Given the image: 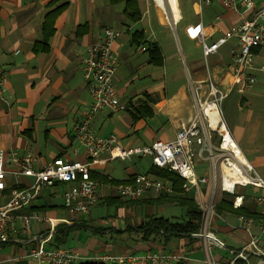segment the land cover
<instances>
[{"label":"crops","instance_id":"1","mask_svg":"<svg viewBox=\"0 0 264 264\" xmlns=\"http://www.w3.org/2000/svg\"><path fill=\"white\" fill-rule=\"evenodd\" d=\"M127 1L0 0V71L7 76L3 96L8 99L6 104L0 97V149L29 151L36 157V167L54 157L85 160L83 147L74 138V126L91 102L82 75V59L104 26L121 31L113 46L118 60L114 85L126 108L119 112L106 109L98 112L92 126L99 135L114 134L123 147L172 139L176 130L190 119L192 89L205 80L208 72L226 91V96L237 89L232 104L235 116H224V120L238 147L241 149L246 142L251 144L256 131L264 130V70L259 67L264 63V47L255 50V65L249 71L255 75L257 84L248 89H242L230 71V49L235 39L226 41L204 61L191 58L184 50V46L201 47L197 39L187 35L188 25L200 22L203 40L212 43L251 11L236 13L217 1L204 5L198 0H176L179 16L175 19L168 0H129L130 4ZM253 1L256 6L264 5V0ZM179 25L183 44L176 33ZM149 43L156 44L159 62L152 60ZM142 46L146 49L141 50ZM168 70L180 73L179 82L172 89L167 87V76L163 73ZM257 85L263 86L261 91L255 90ZM99 157L104 159L107 153L104 151ZM115 160L124 171L117 178L109 174ZM248 161L264 180V153L256 152ZM151 166L149 157L108 159L95 164L91 172L123 183L135 174L147 172ZM99 180L98 201L86 212L77 214L62 203L63 191L74 183L52 181L43 185L36 197L17 213L41 214L53 224L32 219L28 228L19 220L8 226L0 235V249L7 244L13 246L10 264H18L17 257L36 244L68 248L84 256L180 251L187 258L172 264H205L201 239L163 232L149 223L157 217L170 221L184 219L186 210L176 200L148 193L137 200L124 199L117 194V184ZM31 181V177L7 173L5 187L0 190V205L7 201L13 189ZM205 188L200 185L197 193L193 190L185 193L197 203V199H204ZM173 194L174 190L167 196ZM237 195L242 196V204L234 207L233 195L218 192L216 203L226 198L234 211H221L211 221L214 233L226 246L234 248L241 246L247 235L229 224L238 223V215L247 214L245 217L252 219L251 233L258 235L259 219L264 215V202L257 199L264 195L263 188L239 187ZM236 208L246 214L237 212ZM210 257L223 260L228 252L215 247ZM263 258L264 235H261L249 254V261L254 263Z\"/></svg>","mask_w":264,"mask_h":264},{"label":"built area","instance_id":"2","mask_svg":"<svg viewBox=\"0 0 264 264\" xmlns=\"http://www.w3.org/2000/svg\"><path fill=\"white\" fill-rule=\"evenodd\" d=\"M213 1L219 2L227 10L236 13L251 11V14L231 24L212 43L203 40L200 22L188 25L186 33L200 42L204 57L215 52L226 41L235 39L230 49V71L239 81L240 87L248 89L256 81L255 75L249 71L255 65L253 49L264 47V5L256 6L253 0H198L204 5ZM120 33L117 28L104 26L100 37L89 44L82 59V75L91 102L84 116L74 126V138L83 147L85 160L54 157L36 167V157L31 152L20 153L15 148L7 151L0 149V190L5 187V176L9 172L16 177L32 178L29 184L13 189L7 201L0 205V235L8 226H13L16 220L25 228L29 227L32 219L53 224L50 218L41 214L17 213L18 209L36 197L46 183H74L63 191L62 203L72 213H83L99 198L100 182L90 176L95 164L108 159L124 161L141 156L149 157L152 166L167 169L180 177L183 180V192L193 190L197 193L200 185L206 186L204 199H197L201 210L200 226L189 234L203 241L205 264H264V258L254 263L249 261V254L259 237L264 235V215L259 219L258 235L251 233L252 219L249 217L240 214L238 223L229 224L231 228L242 229L247 235L242 245L235 248L225 245L214 233L211 223L212 218L218 216L214 210V197L218 192L233 195L232 205L237 207L242 204V196L237 195V189L246 186L264 189V180L233 139L221 108L226 91L215 83L209 72L201 84L193 87V113L176 130L172 139H154L148 144L123 147L118 144L116 135L102 136L94 130L92 119L98 112L105 109L119 112L126 108L114 85L118 60L113 46ZM148 45L151 47L155 44ZM140 49L146 48L142 46ZM259 67L264 70V63ZM6 77L5 72L0 71V97L8 104V99L3 96ZM104 151L107 157L101 159L99 155ZM116 191L124 199L137 200L147 193L168 195L173 192V187L170 181L143 172L135 174L128 182L118 183ZM257 199L264 202V195ZM214 247L226 249L228 257L223 260L212 259L210 253ZM186 258L180 251L106 252L84 256L68 248H46L43 244H36L17 257V261L18 264H172Z\"/></svg>","mask_w":264,"mask_h":264},{"label":"trees","instance_id":"3","mask_svg":"<svg viewBox=\"0 0 264 264\" xmlns=\"http://www.w3.org/2000/svg\"><path fill=\"white\" fill-rule=\"evenodd\" d=\"M128 4H130V1H127ZM134 13L136 11H133ZM138 17V13L136 14V17ZM148 46V45H147ZM149 49V53L152 56V60L155 62H159L160 61V56H159V51L158 48L156 46V44L154 46H148L147 47ZM254 51L256 50V48L253 49ZM157 177L169 180L172 184L173 190H174V194L171 196H167V195H159L160 197L163 196L165 198H167V200H176L181 207H183L186 212H185V217L182 220L179 221H170L169 219H164L162 217H157V218H153L151 219V221L149 223H153L156 225L157 228L161 229L163 232H173L176 234H186L189 235L191 232L196 231L201 223V210L198 208L197 204L195 203V201L193 200V198L190 195H187V193L183 192L181 189V184H182V179L178 176H176L173 172L168 171L167 169H163V168H158V167H154L151 166L150 169L147 171ZM90 176L92 178H96L99 177L97 176V174L93 173L90 171ZM100 179H102L103 181H110L111 184H118L119 181H115V180H107V178L105 176L103 177H99ZM98 178V180H99ZM133 177H131L130 179H132ZM100 181V180H99ZM127 181V180H125ZM61 182V181H58ZM64 183V182H62ZM215 211L218 214L221 211H234V209L232 210L230 203L228 202V200L226 198H222L218 203H216L214 205ZM241 208H236L235 210L239 213H242V210H240ZM242 214H246V213H242ZM247 215V214H246ZM245 215V216H246ZM63 230L58 231L60 233L61 236H63ZM52 248H58L56 247H52Z\"/></svg>","mask_w":264,"mask_h":264},{"label":"rangeland","instance_id":"4","mask_svg":"<svg viewBox=\"0 0 264 264\" xmlns=\"http://www.w3.org/2000/svg\"><path fill=\"white\" fill-rule=\"evenodd\" d=\"M176 33H177V37L182 42L183 38L181 36L180 25L177 27ZM173 39L176 41V35L173 36ZM182 44H183V42H182ZM184 50L186 51L185 53H189L190 54L191 58L204 61L205 57H203V55H202L201 47L197 48V47H194V46H188V47L184 46ZM163 73H164V75L167 76V82H168L167 83V87L171 88V89L176 87L178 82H179L180 73L177 72V71L174 72V73H171L170 70L164 71ZM181 73H182V76L184 77L185 76L184 67H183L182 64H181ZM262 78L263 77L261 76L260 81H261ZM263 82H264V80H263ZM255 83H256V81H255ZM255 83H254V86L257 84V83L255 84ZM262 87L263 86L257 85L255 90L261 91ZM236 90L237 89L234 88L232 90V92L228 96L224 97L222 102H221V108H222V111H223V114H224L223 116H225V117L227 115H229L231 117L235 116V111L232 108V104L234 103V97L236 96V93H237ZM261 129L262 128H260V130L256 131V134L251 137V139L253 140L251 142V144H249V142H246L244 147H241L243 154L245 155V157L248 160H251L253 154L256 153V152L257 153H260V152L264 153V130H261ZM247 135H249L248 132H247ZM112 164H113V168L110 170L109 174L111 176H113V177H116V178L120 177L121 174H123V172H124L122 164L118 160H115V162H112ZM259 172L260 173L262 172L260 168H259ZM216 197H217V194L214 197V201L216 200ZM103 209H105V207H103ZM109 210L111 211L112 208H110ZM214 210H215V208H214ZM12 249H13V246L12 245H8V244L5 245L4 247H2V249H0V259H2V261H1L2 264H10L11 258L13 256L12 253H11ZM6 257H8V258L7 259H3V258H6Z\"/></svg>","mask_w":264,"mask_h":264},{"label":"bare ground","instance_id":"5","mask_svg":"<svg viewBox=\"0 0 264 264\" xmlns=\"http://www.w3.org/2000/svg\"><path fill=\"white\" fill-rule=\"evenodd\" d=\"M168 3H169V5H170V9H171V11H172L173 17H174L175 19H177L178 16H179V10H178V7H177V2H176V0H168Z\"/></svg>","mask_w":264,"mask_h":264}]
</instances>
